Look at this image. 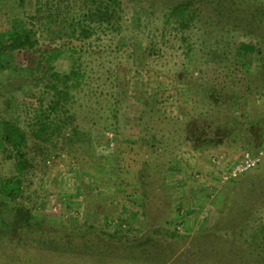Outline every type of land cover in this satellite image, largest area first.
Listing matches in <instances>:
<instances>
[{
  "label": "rangeland",
  "instance_id": "rangeland-1",
  "mask_svg": "<svg viewBox=\"0 0 264 264\" xmlns=\"http://www.w3.org/2000/svg\"><path fill=\"white\" fill-rule=\"evenodd\" d=\"M186 1L119 0L104 18L109 0H0V33L19 25L39 53L61 52L46 76L0 71V136L3 123L22 129L31 164L0 212L24 207L44 222L40 235L11 231L0 264H264V0L197 1L181 17L173 9ZM70 80L59 111L79 133L45 144L32 134L38 116L53 81L64 91ZM246 151L260 164L222 184ZM10 155L0 146V184L18 175ZM82 227L159 234L157 252L86 250L78 235L68 253L44 245Z\"/></svg>",
  "mask_w": 264,
  "mask_h": 264
},
{
  "label": "trees",
  "instance_id": "trees-1",
  "mask_svg": "<svg viewBox=\"0 0 264 264\" xmlns=\"http://www.w3.org/2000/svg\"><path fill=\"white\" fill-rule=\"evenodd\" d=\"M23 1V0H22ZM111 3H108V7L106 12L104 13V18L109 17L110 10L113 9V6L119 4V0H109ZM197 1L201 3L202 0H187L176 6L173 11L179 16L183 17L185 13L192 12L190 11L193 8ZM221 4L222 1L229 3V0H214ZM221 9H217V12L220 13ZM233 12L231 8L227 10V12ZM258 11V10H257ZM260 14H264V11H258ZM256 20V18H254ZM81 26V25H80ZM79 34H87L89 36L90 32L83 29L81 26ZM78 34V35H79ZM78 35L76 37H78ZM36 35L32 30H28L25 27H21L17 25L12 30H8L0 33V71L10 70V69H22L28 71H39L43 74V76L48 75L50 67V62L54 61L59 54L60 51L56 49H49V56L39 53L41 51L38 48V41L35 38ZM71 75L78 82V73L77 71H71ZM67 81V76L63 80V82ZM69 82L65 83L64 91H60L58 86L53 83L51 84V88L56 91L55 97L51 100L47 107V111H42L39 117V125L37 130L32 133L39 141L43 143H47L51 140L52 134H57L62 136L63 131L66 128L72 127V135L68 137H64V140L74 139L79 133L77 128L74 126L75 122L73 121L74 116L69 112L65 111L62 113L61 110L62 100H68L72 95L70 93V89L73 88L74 83ZM60 113H59V112ZM51 113H56L55 119H51ZM65 113L67 114L65 116ZM59 118L58 122H55L56 119ZM74 122V123H73ZM28 136H26L25 132L16 127L15 125H10L9 123H3V128L0 136V146H5L12 144L16 149L17 155L16 157L9 156L10 159L17 158L16 162V172L18 175H12L7 179L1 178V201L0 204L7 205V200L9 198H15L18 194H20L22 185L24 184V175L30 167V159L27 157V153L23 151L24 148L28 147ZM41 153L47 154L44 148L38 149ZM46 157V155H45ZM119 167L114 166V173L118 174ZM27 177V176H25ZM144 191V190H143ZM5 217V218H4ZM37 219L32 215L24 207L16 208V212L14 216L8 217L2 215L0 212V243H4L8 235H15L18 228H29V233L40 235L39 227L44 225V222H37ZM37 222V223H35ZM33 225V227H32ZM72 233V236L70 235ZM17 234V233H16ZM63 234L66 235V240H56L52 244L50 240H44V237H41V240L45 241V246H48L52 249H56V252L60 253H68L73 249L72 240L75 239L74 236L78 235L79 237H83V244L85 245L86 250H98L103 247V251L108 248L114 246H123L125 253H141L145 255H151V253L157 252V239L159 234L151 233L150 235H144L140 238H135L133 240L127 238V236L119 237L118 235H110L103 231L102 229L95 227H82L78 229H70L68 233L63 231ZM152 236H155L152 238ZM93 237L95 239H93ZM172 237H176L175 234H172ZM69 238V240H68ZM100 239V240H99ZM17 240V239H16ZM156 241V242H155ZM10 242V240H8ZM13 243V240H12ZM47 243L51 244L48 245ZM97 244H100L99 246ZM103 251H101L103 253ZM164 261V259L162 260Z\"/></svg>",
  "mask_w": 264,
  "mask_h": 264
},
{
  "label": "built area",
  "instance_id": "built-area-1",
  "mask_svg": "<svg viewBox=\"0 0 264 264\" xmlns=\"http://www.w3.org/2000/svg\"><path fill=\"white\" fill-rule=\"evenodd\" d=\"M261 154L262 153L252 154L250 151L244 152L242 159L226 173H223L221 183L227 184L235 181L244 174L255 169V167H257L261 162ZM178 229H181V227H178Z\"/></svg>",
  "mask_w": 264,
  "mask_h": 264
}]
</instances>
